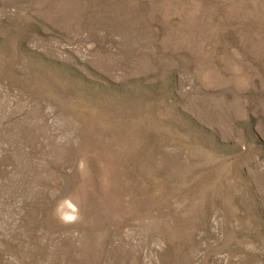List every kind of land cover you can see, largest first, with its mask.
<instances>
[{"label": "rangeland", "instance_id": "rangeland-1", "mask_svg": "<svg viewBox=\"0 0 264 264\" xmlns=\"http://www.w3.org/2000/svg\"><path fill=\"white\" fill-rule=\"evenodd\" d=\"M0 264H264V0H0Z\"/></svg>", "mask_w": 264, "mask_h": 264}]
</instances>
